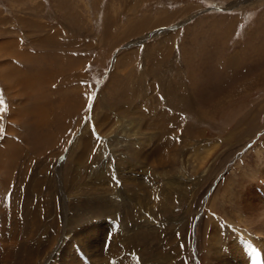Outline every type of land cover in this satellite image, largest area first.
I'll use <instances>...</instances> for the list:
<instances>
[{
	"label": "rangeland",
	"instance_id": "1",
	"mask_svg": "<svg viewBox=\"0 0 264 264\" xmlns=\"http://www.w3.org/2000/svg\"><path fill=\"white\" fill-rule=\"evenodd\" d=\"M8 2L0 264L264 262V0Z\"/></svg>",
	"mask_w": 264,
	"mask_h": 264
},
{
	"label": "crops",
	"instance_id": "2",
	"mask_svg": "<svg viewBox=\"0 0 264 264\" xmlns=\"http://www.w3.org/2000/svg\"><path fill=\"white\" fill-rule=\"evenodd\" d=\"M2 1H4L6 4H3L2 3ZM9 0H0V2H1V4H0V10H1V12H0V16H2V15H4V17L6 18V20H4V21H8V15H9V17H12V16H10V15H15L16 13L18 14V12H17V10H15V9H17V6L19 7V6H23L22 4H20V3H16L15 5L16 6H14V10H13V8H12V6L10 5V3L8 2ZM15 1H18V0H15ZM19 1H21V0H19ZM20 4V5H19ZM11 7L12 9H8L9 7ZM32 6V5H31ZM33 7V6H32ZM21 8H24V7H21ZM34 14H30V15H26L27 17H29V18H32V19H35V18H33L32 16H33ZM38 16L36 17V19H35V21H33V20H31V19H29V20H26V21H24L22 18H20V21L21 20H23V22H24V27L25 28H27V27H29V29L30 30H32V28H30V27H32V25L34 26L35 25V23H37L36 21H38V19H39V16H42L43 17V15H45V14H42V13H38L37 14ZM16 16V15H15ZM3 17V16H2ZM25 17V16H24ZM40 20V19H39ZM1 23H3L2 22V19H0V24ZM0 27H2V28H0V33H2V31H4V29H6V28H4L3 29V26L2 25H0ZM36 28V27H35ZM28 29V28H27ZM34 30V29H33ZM41 31H45V30H42V28H40L39 29V32H41ZM1 35V34H0ZM43 35H44V33H43ZM42 35V36H43ZM41 36V37H42ZM45 36V35H44ZM47 37H49V40H50V36L49 35H47ZM47 37H46V39H47ZM41 40H43V39H41ZM48 40V39H47ZM157 97H158V99L160 100V101H162L163 100V97L160 95V94H157Z\"/></svg>",
	"mask_w": 264,
	"mask_h": 264
},
{
	"label": "bare ground",
	"instance_id": "3",
	"mask_svg": "<svg viewBox=\"0 0 264 264\" xmlns=\"http://www.w3.org/2000/svg\"><path fill=\"white\" fill-rule=\"evenodd\" d=\"M11 164H13V161H12ZM212 236L213 237L210 239L211 240V244H212V248L209 250V253L212 252L211 253L212 254V257H215V255L218 254L219 251L217 250V240L214 238V235H212ZM230 248H232V242L229 244V246L227 247L226 250H229ZM230 251H232V250H230ZM217 262H219L221 264H225V263H227V260L221 257Z\"/></svg>",
	"mask_w": 264,
	"mask_h": 264
},
{
	"label": "snow or ice",
	"instance_id": "4",
	"mask_svg": "<svg viewBox=\"0 0 264 264\" xmlns=\"http://www.w3.org/2000/svg\"><path fill=\"white\" fill-rule=\"evenodd\" d=\"M0 107H2V101H0Z\"/></svg>",
	"mask_w": 264,
	"mask_h": 264
}]
</instances>
